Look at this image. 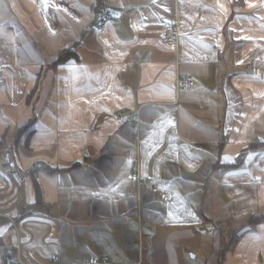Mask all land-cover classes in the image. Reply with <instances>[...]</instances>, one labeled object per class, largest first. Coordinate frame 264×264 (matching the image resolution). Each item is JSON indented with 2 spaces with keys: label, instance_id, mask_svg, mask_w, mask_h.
<instances>
[{
  "label": "crops",
  "instance_id": "0c3cea01",
  "mask_svg": "<svg viewBox=\"0 0 264 264\" xmlns=\"http://www.w3.org/2000/svg\"><path fill=\"white\" fill-rule=\"evenodd\" d=\"M0 71V264H264V0H0Z\"/></svg>",
  "mask_w": 264,
  "mask_h": 264
},
{
  "label": "built area",
  "instance_id": "2783aa9c",
  "mask_svg": "<svg viewBox=\"0 0 264 264\" xmlns=\"http://www.w3.org/2000/svg\"><path fill=\"white\" fill-rule=\"evenodd\" d=\"M107 21V16L104 12H101L99 14L96 27L100 28L102 27ZM163 40L166 44L170 46L176 47L179 43V29L177 25L175 24H168L164 27L163 33H162ZM4 84V77L2 75V72L0 71V87ZM191 86V78L189 75H177L175 79V88L179 91H186L190 88ZM122 114H118V116H121ZM15 170V164L13 161H7L4 171L6 174H11ZM134 171L137 173V165L134 166ZM138 185H144L149 189L153 188V184L149 181H139L138 180ZM12 263H17L18 261L12 260ZM54 264H61L59 263V257L54 256L53 258ZM63 264H71V263H63ZM76 264H104L103 262H100L96 258H89L87 261L82 262V263H76Z\"/></svg>",
  "mask_w": 264,
  "mask_h": 264
},
{
  "label": "water",
  "instance_id": "95a60500",
  "mask_svg": "<svg viewBox=\"0 0 264 264\" xmlns=\"http://www.w3.org/2000/svg\"><path fill=\"white\" fill-rule=\"evenodd\" d=\"M117 12L111 9H108L105 11L106 16L108 17H114Z\"/></svg>",
  "mask_w": 264,
  "mask_h": 264
}]
</instances>
